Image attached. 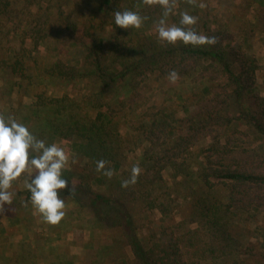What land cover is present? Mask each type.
<instances>
[{"label":"trees","instance_id":"obj_1","mask_svg":"<svg viewBox=\"0 0 264 264\" xmlns=\"http://www.w3.org/2000/svg\"><path fill=\"white\" fill-rule=\"evenodd\" d=\"M139 1L0 0V99L8 104L0 115L27 125L46 144L57 138L79 139L73 145L77 155L70 169L62 172L74 190L70 194L62 190L61 198L89 208L103 229L106 224L118 229L132 249L135 259L131 264H185L182 237L164 229L152 232L149 227L150 211L159 203V197L151 192L163 181L162 170L173 167L188 175V166L179 160L180 151L188 160L196 155L194 147L209 138L210 148H216L223 164L212 174L235 185L229 187L226 204L216 194L215 198L204 194L206 182L194 188L191 214L205 219L203 226L210 238L203 250L206 256L218 247L224 252L222 246L229 245L230 209L264 207L263 192L245 191L249 185L264 187V96L258 83L261 62L247 47L250 38L259 34L264 42V0H255V20L241 18L238 32L229 25H212L208 2L201 7L204 0H176L173 21L177 26L180 13L188 12L197 17L196 24L189 26L194 31L215 33V40L199 46L163 43L156 36L143 34L142 27L116 26L115 11L138 12L137 5L144 4ZM147 23L143 19V24ZM63 41L79 49L78 67L72 65L69 52V58L58 53L61 58L54 63L39 59L43 43H48L49 51L55 47L62 52ZM173 70L178 79L199 89L177 90L169 79ZM80 79L89 83L80 86ZM52 84L69 88L56 94L51 92ZM147 89L160 105L140 114L137 105ZM14 95L20 98L17 106ZM24 98L30 100L29 105L23 104ZM177 110H184L186 116L177 117ZM122 124L127 125L125 132ZM252 137L260 142L258 146L249 144ZM161 140L164 142L158 144ZM132 147L143 150L144 166L138 164L141 172L134 184L122 187L137 165L128 162L127 151ZM99 160L113 171L111 178L96 171ZM148 166L156 168L154 174L145 169ZM96 183L104 188L98 190ZM26 194L25 200L30 201L28 190ZM14 195L25 209L26 204L20 201L23 192L17 190ZM19 214L14 216L20 218ZM24 217L21 224L26 233L36 216L30 209ZM1 223V232L8 233ZM106 239L109 242L101 246L104 254L96 251L100 246L92 241L89 251L97 256L95 264H101L118 241L117 236ZM115 263H125L124 257Z\"/></svg>","mask_w":264,"mask_h":264},{"label":"rangeland","instance_id":"obj_2","mask_svg":"<svg viewBox=\"0 0 264 264\" xmlns=\"http://www.w3.org/2000/svg\"><path fill=\"white\" fill-rule=\"evenodd\" d=\"M135 0H125V2H133ZM138 3L139 0H136ZM176 0H174L175 2ZM196 1V0H195ZM194 1V2H195ZM211 4V24L224 27L229 25L230 29L238 32L239 23L241 18H248L251 22L255 20V9L258 6L254 3L255 0H204L202 2L203 7L205 3ZM251 2V3H250ZM132 3V4H133ZM126 5V3H124ZM177 8V6H176ZM176 8L173 9V14L166 17L168 25H176L173 21L177 14ZM141 9V10H139ZM138 13L148 21L146 25H142L140 31L147 35H153L157 37L156 25L163 17L164 9L157 3L151 6L140 4L137 5ZM237 34L238 33H234ZM239 40H242L239 38ZM50 42V41H48ZM61 44L62 52H58L55 47L49 51L48 43L41 45L40 60H48L52 63L56 62L58 58H69L67 54L72 58V65H77L78 55L80 52L76 47H72L70 43L63 41ZM250 51L260 59L261 68L259 69V92L264 96V42L263 36L260 34L256 37L250 38L248 46ZM66 52V53H65ZM69 52V53H68ZM63 56L59 57V54ZM142 77H139L141 79ZM81 82H77L80 86H86L89 82L88 79H80ZM174 83L177 90L182 92H190L192 90L199 89L198 85H194L188 80L178 79ZM72 84V83H71ZM170 84V83H169ZM171 85V84H170ZM51 88L56 94H60L68 87H60L56 84H52ZM73 91L72 85L70 88ZM129 90H127L128 92ZM126 93V89H123ZM123 93V94H124ZM143 100H140L137 108L139 113L144 112L153 106L160 105L158 98L152 95L150 89L145 90L143 93ZM30 100L24 98V103L29 105ZM20 98L14 95V105L19 104ZM8 106L4 100L0 99V110L6 109ZM153 109V108H152ZM158 108L155 110L157 111ZM177 117H185L184 110H177ZM140 113V114H141ZM139 114V115H140ZM126 124H122L123 132L126 131ZM241 129V128H240ZM246 127L242 126V130ZM168 140V139H167ZM252 142L249 144L252 147L258 146L260 142H254V138H251ZM79 139L75 141H67L62 138L55 139L54 143L63 147L65 152L69 156L68 163L65 168L70 169L73 157L77 155L73 145L78 143ZM161 140L158 144L163 143ZM210 139L200 141L198 145L194 147L193 157L187 160V154L180 151V162L188 166V175L185 176L184 171L177 170L173 167L164 168L162 170V180L157 184V189L152 193V196L159 197V203L154 207V211H150L151 217L149 218V227L152 232H161L162 229L169 233L182 237L183 248L185 252V264H264V207L260 210L256 208H247L245 210L238 211L230 209L227 219V226L230 230L229 245L222 246L223 251H220L217 243L213 245L218 247L215 253L209 252L206 256L203 250H207V244L210 243V238L207 236L206 229L203 226L205 219L202 216L191 214L194 206L192 199L193 193L197 191V188L203 181L206 182V187L203 189L205 195L218 196L226 204L229 202L228 194L229 187L233 189L235 186L232 181L218 178L212 174V170H219L223 168L222 159L219 158L220 153H217L216 148H210ZM142 145H140L141 147ZM133 148V147H132ZM130 155L129 163L142 164L143 150L141 148H133L132 151H127ZM192 155V154H191ZM205 156H209L208 159ZM88 159L85 160L87 164ZM84 165V164H83ZM127 167V166H126ZM205 167V168H204ZM145 169L152 175L156 168L148 166ZM185 166H183V170ZM144 170V167H143ZM208 174V175H207ZM64 179L68 180V176L65 175ZM29 181V173L26 171L13 182L12 191H22L23 195L20 196L21 203L26 204L24 209L23 205L16 203L17 196L13 197L11 206H2L3 210L0 212L1 224L6 227L9 232L2 233L0 226V264H95L97 256L89 251V248L93 247L92 241L98 242L97 252L103 253L102 245H106L109 242L106 238H118L111 254L104 255V259L101 264H118L116 260L120 258L125 259L131 264L134 255L129 245L128 240L121 239L122 234L118 229L111 225L103 227L98 222L96 215H94L89 208L77 207L72 203H65L64 217L57 224H50L44 221L43 217L33 209L30 201H26L25 187ZM69 181V180H68ZM75 182V180H72ZM95 188L98 190L104 187L101 184L96 183ZM245 190V188H243ZM261 191L264 193V187L257 185H249L247 190ZM253 194V193H252ZM214 201V200H213ZM30 209L33 210V214L36 216L34 224L25 229L22 226V219L24 220L25 212ZM21 215H20V214ZM19 214L20 218L14 216ZM24 214V215H23ZM12 224L14 226H12ZM21 224V225H20ZM22 226V227H21ZM192 232L194 236H192ZM122 240V241H121ZM121 241V242H120ZM119 242V243H118ZM117 244V245H116ZM126 256V257H125Z\"/></svg>","mask_w":264,"mask_h":264},{"label":"clouds","instance_id":"obj_3","mask_svg":"<svg viewBox=\"0 0 264 264\" xmlns=\"http://www.w3.org/2000/svg\"><path fill=\"white\" fill-rule=\"evenodd\" d=\"M151 6L159 4L163 9V17L156 25L157 38L168 44L182 42L184 45L199 46L205 41L216 39L215 33L196 32L191 27L197 22V17L188 12L180 13V26L168 25L166 17L173 14L174 0H143ZM203 7V5H201ZM143 17L136 11H115L114 23L123 29H139L143 24ZM169 79L175 82L178 74L173 70ZM69 160L63 147L56 143L46 144L37 139L29 127L18 122L11 116L0 115V207L11 206L14 192L13 182L26 171L29 181L25 187L30 192V202L45 222L57 224L64 217L65 201L61 198V191L69 194L74 190L69 181L62 177ZM96 171L111 178L113 171L105 168V161L99 160ZM139 165H133L130 177L122 182V187L135 183L140 175Z\"/></svg>","mask_w":264,"mask_h":264}]
</instances>
